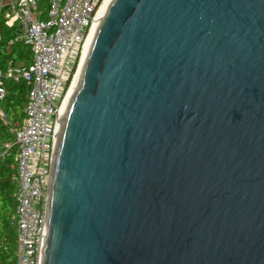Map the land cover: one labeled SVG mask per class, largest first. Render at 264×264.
<instances>
[{
    "label": "water",
    "instance_id": "water-1",
    "mask_svg": "<svg viewBox=\"0 0 264 264\" xmlns=\"http://www.w3.org/2000/svg\"><path fill=\"white\" fill-rule=\"evenodd\" d=\"M37 264H264V0L110 2Z\"/></svg>",
    "mask_w": 264,
    "mask_h": 264
},
{
    "label": "built area",
    "instance_id": "built-area-1",
    "mask_svg": "<svg viewBox=\"0 0 264 264\" xmlns=\"http://www.w3.org/2000/svg\"><path fill=\"white\" fill-rule=\"evenodd\" d=\"M0 0V20L28 46L32 63L9 65L5 78L28 87L21 124L0 119L13 136L0 143V161L14 156L16 264H37L45 229L47 190L65 100L79 72L86 43L104 0ZM1 76V74H0ZM5 91L0 82V100Z\"/></svg>",
    "mask_w": 264,
    "mask_h": 264
},
{
    "label": "trees",
    "instance_id": "trees-1",
    "mask_svg": "<svg viewBox=\"0 0 264 264\" xmlns=\"http://www.w3.org/2000/svg\"><path fill=\"white\" fill-rule=\"evenodd\" d=\"M16 35L14 28H7L0 20V82L5 91L4 98L0 100V109L8 122L21 124L24 119L28 87L22 80L15 82L5 78V72L9 65L29 66L32 59L28 46L22 42H12ZM4 139L13 142L9 128L0 119V143ZM14 156L11 149L10 154L0 161V264L17 263V229L11 219L15 209L13 195L16 189L12 165Z\"/></svg>",
    "mask_w": 264,
    "mask_h": 264
},
{
    "label": "bare ground",
    "instance_id": "bare-ground-1",
    "mask_svg": "<svg viewBox=\"0 0 264 264\" xmlns=\"http://www.w3.org/2000/svg\"><path fill=\"white\" fill-rule=\"evenodd\" d=\"M111 1H112V0H104V2H103V4H102V7H101V9H100V11H99V14H98V21H97V23L94 25V27H93V29H92V32H91V34H90V36H89V38H88V41H87V43H86L85 50H84V53H83V59H82V63H81V66H80L79 72H78V74L76 75L75 80H74V82H73V85H72V87H71V89H70V91H69V94H68V96H67V98H66V100H65V106H66V104H67V102H68V100H69V98H70L72 92L74 91V88L76 87L77 79H78V76H79V74H80V70H81V67H82V65H83L84 59L86 58V55H87V53H88V50H89L90 44H91V42H92V39H93V36H94L95 30H96V28H97V26H98L100 20L102 19L103 15H104V13H105V11H106V9H107V7H108V5L110 4Z\"/></svg>",
    "mask_w": 264,
    "mask_h": 264
},
{
    "label": "rangeland",
    "instance_id": "rangeland-1",
    "mask_svg": "<svg viewBox=\"0 0 264 264\" xmlns=\"http://www.w3.org/2000/svg\"><path fill=\"white\" fill-rule=\"evenodd\" d=\"M42 4H43V6L44 7H42V10H44L45 9V4H46V0H44L43 2H42ZM2 143H5V144H12V142L11 141H9V140H6V139H4L3 141H2ZM12 151L14 152V154H15V152H16V148L15 147H13L12 148ZM9 160V159H8ZM8 160H7V162L6 163H8ZM12 165H14V162H12Z\"/></svg>",
    "mask_w": 264,
    "mask_h": 264
}]
</instances>
